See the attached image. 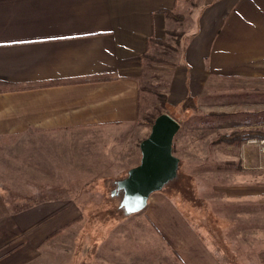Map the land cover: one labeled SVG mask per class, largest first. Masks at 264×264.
I'll list each match as a JSON object with an SVG mask.
<instances>
[{
    "label": "crops",
    "instance_id": "1",
    "mask_svg": "<svg viewBox=\"0 0 264 264\" xmlns=\"http://www.w3.org/2000/svg\"><path fill=\"white\" fill-rule=\"evenodd\" d=\"M172 31L193 37L184 41L181 34L167 96L184 99L185 61L195 77L207 69L210 78L259 81L264 91V0H0V264L11 257L6 264H39L41 243L70 225L61 215L53 232L43 238L30 232L21 242L34 225L3 219L36 207L52 214L83 205L67 189L56 196L57 182L78 179L76 168L88 164L97 141L141 128L147 55L152 40L166 43ZM139 143L128 155H112L110 175L102 179L120 180L135 167ZM14 181L56 184L22 193L6 183ZM257 188L263 194L264 182ZM11 193L18 198L4 200ZM203 229L162 190L98 242H89V232L83 236L80 264H228ZM16 235L21 247L10 253Z\"/></svg>",
    "mask_w": 264,
    "mask_h": 264
},
{
    "label": "rangeland",
    "instance_id": "2",
    "mask_svg": "<svg viewBox=\"0 0 264 264\" xmlns=\"http://www.w3.org/2000/svg\"><path fill=\"white\" fill-rule=\"evenodd\" d=\"M181 34L180 31H172L166 43L156 44L149 50L146 64L150 67L143 70L140 79L141 101H144L140 110L142 116L139 117L140 122H144L141 128H135L134 134H116L97 141L94 149H88V164L83 163L76 168L78 179L57 182L62 185L55 190L56 196L63 197V189H67L74 203L81 205L83 202V205L77 211L66 213L50 214L43 212L44 208L41 212L36 207L32 212L6 214L5 223L34 225L26 230L21 242L32 238V232L42 238L53 232L55 228L52 224L61 221V215L71 218L66 221L72 220L70 225L55 230L50 238L41 243L39 264H80L81 238L89 232V242H98L124 216L118 209L121 196L112 195L115 182L119 180L102 179L110 175L112 165L108 160L112 155H128L129 146L148 136L153 119L167 112L172 113L175 119L171 117L180 125L172 147L173 155L179 160V168L177 178L163 191L177 200L193 222H199L201 228L204 227L202 231L211 241L216 239L215 246L221 260L228 264H264V190L260 195L261 190L257 188L259 182H264V159L259 143L262 140L252 138L238 146L226 145L222 141L223 136L233 132H264L263 85L256 80L210 78L207 69L198 70L195 77L193 73L197 70L185 61L184 99L176 100L171 93L167 96L163 89L169 85L176 71V59L181 55L182 43L193 37L182 34L184 41L179 43ZM166 97L170 98L169 101ZM164 98L167 105L163 103ZM137 152L139 159L136 166L141 157L139 149ZM126 176L127 173L123 178ZM6 183L22 193L40 183H45L44 186L56 184L52 181H30L26 184L28 187H22L24 183L20 181ZM11 195L4 200L15 201L18 198V193ZM24 202L20 207L29 201ZM35 227L40 228L34 231ZM20 238L16 235L10 239V253L21 247L22 243H18ZM9 260H3L2 264Z\"/></svg>",
    "mask_w": 264,
    "mask_h": 264
},
{
    "label": "water",
    "instance_id": "3",
    "mask_svg": "<svg viewBox=\"0 0 264 264\" xmlns=\"http://www.w3.org/2000/svg\"><path fill=\"white\" fill-rule=\"evenodd\" d=\"M179 128V123L168 114L158 115L148 136L139 144V164L115 182L112 195L121 196L118 209L125 216L143 211L152 194L177 178L179 160L173 155L172 147Z\"/></svg>",
    "mask_w": 264,
    "mask_h": 264
},
{
    "label": "trees",
    "instance_id": "4",
    "mask_svg": "<svg viewBox=\"0 0 264 264\" xmlns=\"http://www.w3.org/2000/svg\"><path fill=\"white\" fill-rule=\"evenodd\" d=\"M166 14V16L176 19L175 16L170 13V12H164ZM154 43L156 44H163V42L161 41H157V40H152ZM164 104L167 105L168 103L165 101V98L163 100ZM166 107V106H164ZM170 116H172L173 118L175 117L174 115H172V113L167 112ZM157 117V116H156ZM175 119V118H174ZM154 121V119H153ZM153 121L151 122V124L153 123ZM252 138H256L258 139H264V132H258V131H251V132H233L230 133L226 136L222 137V141L223 143H225L226 145H233V146H238L241 143H243L244 141L248 140V139H252ZM221 141V142H222Z\"/></svg>",
    "mask_w": 264,
    "mask_h": 264
},
{
    "label": "built area",
    "instance_id": "5",
    "mask_svg": "<svg viewBox=\"0 0 264 264\" xmlns=\"http://www.w3.org/2000/svg\"><path fill=\"white\" fill-rule=\"evenodd\" d=\"M260 143V151H261V154H262V157L264 159V139H262V141L259 142Z\"/></svg>",
    "mask_w": 264,
    "mask_h": 264
}]
</instances>
